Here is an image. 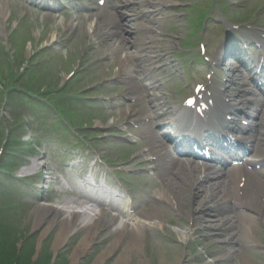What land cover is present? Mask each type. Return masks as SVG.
I'll list each match as a JSON object with an SVG mask.
<instances>
[{
    "label": "rangeland",
    "instance_id": "obj_1",
    "mask_svg": "<svg viewBox=\"0 0 264 264\" xmlns=\"http://www.w3.org/2000/svg\"><path fill=\"white\" fill-rule=\"evenodd\" d=\"M92 1L78 0L79 4L86 3L96 10ZM112 1L109 0L111 5L109 10L102 9L98 13L92 10L89 14L79 16L75 10L64 11V14L49 13L45 15L40 12L34 14L27 11V7L18 2V4H14L19 10L18 18L15 19L18 25L16 24V26L14 21L12 24L7 19L4 25L5 29L0 31V86L4 88V91L7 90L6 95L3 94V98L0 96V167L5 168L8 172H14V176L19 174L20 178H30L31 181L23 183L26 184L25 190L21 189L20 193L14 192V196H16L14 202L25 199L23 215L18 213L12 218L6 216L5 214H9V212L3 209V203L0 201L2 212L0 213V238L15 242L13 251L17 253V261L13 264H95L97 261L99 263L96 264H139L138 257L140 255H143L144 261H151V264H230V261L223 258L224 253L217 256L220 254L219 240L213 234L208 236L209 234L204 232L190 233V229H186L180 222L191 212L190 206L199 209L198 206H206L209 202L207 200L198 203V198L194 197L195 190L191 187L200 179L180 178L186 174L181 170L174 175H172L173 172H170L168 178L175 182L172 193L178 201V205L174 204L173 206L180 215L173 214L165 205L168 203L167 201L159 202L156 199L157 192L159 195L163 191V187L169 181L168 178L162 185L161 183L156 185L160 181L156 178L153 181L151 175L141 176L140 185L137 184L136 178H128L129 169L124 171V168L119 164L121 161L129 159L135 150L129 145L111 140L120 137L115 131L106 134L96 131L95 124L97 121L105 123L109 119L106 112L109 110V106L104 107L103 102L104 99L109 98V94L113 97L119 95V98L110 101L114 105L121 106L116 114L121 117L129 115L125 102H121L123 100L120 97L122 93L116 88L113 90L111 83L108 82L107 85L105 82L107 74V78L117 82L114 78H117V74L120 72L109 73L107 65L103 63L118 62L117 65L124 66L126 64L128 66L127 60L124 63L119 62L122 54L127 55L131 60L132 65L129 68L133 69V74L139 80L140 78L145 80L146 84L150 83L147 92L144 93L145 97L148 98L149 93L154 94V92L157 97L165 95L159 100L151 98L145 108L138 106L143 115L146 114L143 112L144 109L150 110L152 113H159L162 110L170 112L172 109L181 111L183 95L182 91L175 94L177 92V89L174 88L175 84L180 80L183 81L191 71L195 72L193 77L200 79L201 83H205L208 80L207 74L212 68L205 58L219 59L224 50H226L224 53L230 52L241 44L239 42L241 38L244 43L251 45L250 47L260 44L264 49V0H127L132 5L121 9H115ZM123 1L125 0H118L121 6ZM0 3V7H4L3 1ZM8 5H10L9 0ZM9 12L8 6L7 15L12 13L9 14ZM139 12H146L149 15L143 20L135 15ZM116 14L119 19L113 16ZM120 16L124 17L122 22L130 21V28L123 31L121 35L115 28L116 21L121 22ZM63 20L68 21L67 24L71 28L68 25L66 27ZM101 20L104 21V27L111 31L110 33L117 34L115 37L117 43L115 44L113 39L114 42L104 46L100 51L97 45L106 39L104 35H101L100 28L102 27H98L96 39L84 30L87 27V21L101 22ZM199 22L203 23L202 29ZM253 23L259 25L255 26L257 29L253 28L254 25L251 26L253 29L243 28L242 32H236L237 30L233 29L236 24L247 26ZM76 26H80L79 29ZM37 27L44 30L45 35L50 37L45 40L47 44L44 46L49 45L50 47L54 37H58V43L53 46L55 49H60V45L68 46V41H73L70 38L71 35H80V40L62 50L63 52L48 50L27 63L28 57L32 56V50L39 42L34 36ZM12 28H14L13 34L10 32ZM107 29H105L106 32ZM85 34L93 39L89 41ZM10 35L11 39L8 43ZM81 39L89 48V51L85 52L86 57L82 62V67L85 63H92L86 69L81 67L80 73L66 84L63 82L64 77L71 73L76 64L81 63L79 59L82 48ZM123 39L128 41L124 45V51L121 48L124 43ZM201 44L205 45L207 49L205 56L200 53ZM118 45L121 51L114 54L112 48L118 47ZM187 45L191 47L188 51L184 49ZM137 56L142 58L138 62L135 60ZM194 56L197 58H193ZM233 61L240 65L235 59L226 60L225 64H231ZM28 64L31 66L29 67ZM238 65L233 64L232 81L242 83L244 80L246 81V75L243 73V68ZM97 67L102 71L101 74L94 71ZM216 69L217 71L212 77H216L217 87L223 89L225 82L222 79L223 71L218 66ZM11 72L17 75L11 76ZM123 75L119 80L125 78L126 74L123 73ZM226 75L228 76V73ZM16 76H22L19 81L23 82L21 83L17 79L16 83V78H14ZM2 83L4 84L2 85ZM19 83H21L23 91L26 89L25 97L18 94L19 97L7 96L8 90L17 89ZM139 83L144 85L143 82ZM227 84L229 85V76ZM229 86L232 87L233 95L241 94L237 92L240 90L239 87L232 84ZM190 89L194 90L192 86ZM169 91L172 93L166 96L165 92ZM187 93L185 91L184 95ZM177 95H179L178 99ZM6 97L9 102L5 100ZM24 115L25 117H23ZM154 117L157 116L154 114ZM261 121L263 122V120ZM23 123L28 126L25 128ZM149 129L155 133L157 131L153 125ZM64 135L69 137H64ZM149 136L145 134V142H149ZM73 138L75 142L80 138L82 143L87 140V144H91L93 147L99 146L95 153L91 152L93 157L98 158L101 162L94 169L97 172L96 178L110 172L113 178L118 180L115 181L116 184L136 198V205L143 206V212L136 209V216L122 218L123 222L129 219L127 229L134 228L136 223L141 226L147 224L146 231L143 232L140 253L133 249L136 243L134 238L132 240L133 233L130 230L126 229L125 239L115 240V230L118 228L119 222L109 220V216H106V220L109 222L100 224L99 229H95L97 235L90 236L86 243H80L87 238V231L81 229L67 230L66 237L60 240L63 225L60 223L61 219L55 216L63 215L66 212L72 213L76 215L74 219L81 218L86 221L87 226H92L95 224L94 220L88 216L101 213V211H92L93 213H91L88 210L90 207L80 201L78 196L69 192L57 177V172L64 169L63 158H66L67 161L72 159L71 155H67L69 151H66L71 148L63 149V147L73 146L71 140ZM19 140L24 142L22 144L28 146V149H25L23 145L20 146ZM68 140H70V146L64 145ZM81 150L84 151L82 152L84 155L87 153V151ZM164 153L166 151L161 150L160 156ZM12 157L16 160L14 164L11 162ZM26 161H29L28 167L21 171L17 170L20 165H25ZM138 163V166L134 164L135 168L131 167L130 170H137V173L140 174L141 166H144L145 163L139 161ZM15 164L17 166L13 168ZM31 168H33L32 174L27 172ZM65 170L69 173H64L68 176V181H74L73 178L81 174L77 169L75 173H71L68 168ZM54 173H56V177ZM144 173L148 174L147 171ZM40 174L41 184L37 185L34 176L38 181ZM9 184L13 185L11 182ZM72 186L73 184L70 182V187ZM142 186L146 189L141 188ZM148 187L152 189L146 193ZM18 195L23 197L19 198ZM198 195L206 198L204 194ZM254 198L257 200L256 196ZM217 200L218 198L214 201ZM261 203L262 198L257 202L253 201L251 205L255 210L259 209L261 212ZM123 207L126 208V205ZM47 211H52L55 222L52 221L51 216H48L50 218L45 222H38L41 217L39 212ZM67 213L64 214V217L69 216ZM154 213L158 215L159 220L152 219ZM233 214H237L235 209H231L222 217ZM239 220L241 218L233 219L230 225L237 226L238 222L240 223ZM256 228L254 227L251 233L252 238L248 236L247 228L228 232L229 237L235 234L236 239L233 264H264V247L259 246L264 240V227L262 230L254 232L257 230ZM183 236L186 240L182 239ZM190 237L191 239H189ZM54 247H58V249L56 248L57 252ZM82 247H86L87 251L80 253L79 249ZM3 250L8 254L12 253L8 252L9 248ZM216 259H220V262L216 263Z\"/></svg>",
    "mask_w": 264,
    "mask_h": 264
},
{
    "label": "bare ground",
    "instance_id": "obj_2",
    "mask_svg": "<svg viewBox=\"0 0 264 264\" xmlns=\"http://www.w3.org/2000/svg\"><path fill=\"white\" fill-rule=\"evenodd\" d=\"M124 3H123V5L125 6V8H127V7H129L130 5H132V3L130 2V1H127V0H125V1H123ZM7 7L6 6H4V7H2L1 9H0V24L1 23H3V22H5V19H7ZM146 13L144 12V13H142V15H145ZM86 23V22H85ZM63 24H65V23H63ZM87 27H86V32L87 33H91V30L92 31H95L96 29H97V27L99 26L98 25V21L97 22H94V21H91V22H89V21H87ZM118 25V24H117ZM102 29H101V32H104V31H106L105 29V27H104V24H102ZM99 29V28H98ZM103 30V31H102ZM124 31V29L123 30H121V32H123ZM114 34V33H113ZM104 35H107V34H105L104 33ZM115 35V34H114ZM108 36H110V37H112V34H108ZM55 39V38H54ZM123 42H124V39H123ZM116 52H118V51H120V49H116L115 50ZM122 58V57H121ZM120 58V59H121ZM258 78L257 77H255V78H253V81L255 82L256 80H257ZM233 82V81H232ZM232 82H229V85H231L232 84ZM225 85V87L224 88H227L225 91H224V93L226 94V96H227V92L231 89L230 87H229V85L226 83V84H224ZM141 87V86H140ZM141 88H143V87H141ZM219 102H222L223 101V97L220 95V93H219ZM229 98V97H228ZM204 102V101H203ZM203 104V103H202ZM204 106H205V109L206 110H210V104L208 103V102H205V104H203ZM235 106H237V108L238 107H242V106H245V102H243V101H236L235 103H233L232 102V100H230V106H228V108L227 109H232L233 107H235ZM213 108L214 109H216V107L215 106H213ZM232 111H234V109H232ZM218 112H221V111H219V110H217V113ZM226 112V111H225ZM186 121H189V122H194V123H196V121H194V119H189L188 117L187 118H184ZM200 122H202V121H200ZM198 123V122H197ZM233 124H234V122H232ZM187 127H189V125H187ZM186 127V128H187ZM241 128V127H240ZM239 129V128H238ZM241 131H240V133H245V132H247V130L248 129H246V128H241L240 129ZM212 132L211 131H209V132H207L205 135H204V137H201L199 140L201 141V142H203L204 143V141L206 140V137L207 136H209V135H211L212 136ZM218 138H216V140H217ZM257 142V141H256ZM250 143V145H252V141H250L249 142ZM150 147H152V146H150ZM150 147H148V148H150ZM245 147L247 148V151H248V148H249V145L247 144V145H245ZM260 148L261 147H257L256 148V153H255V155H254V158H253V160H251L250 161V165L254 168V167H256V166H254L256 163H258L259 161H264V152H262L261 150H260ZM176 153H178V152H176ZM151 155H154L153 153H151ZM235 157V155H233V156H231V158H234ZM165 161H163V163H164ZM189 168H191V169H196V170H201L202 172H204L205 170H204V168H202L201 167V165L200 164H195V163H190V162H188L187 164H186ZM185 169H186V171H187V173L185 174V176L184 177H186V178H189V179H196V175H195V172H192V173H190V171H192V170H188L186 167H184ZM241 170H243L242 172H241ZM240 170V168H238V169H235L233 172H231V175H232V177L231 178H229V176H228V174H227V176H226V180H228L227 182L225 181V182H222V183H218V182H220V181H222V179H218V181L217 182H215L214 184H216L213 188H216V189H218L222 184L223 185H226V184H231L235 189H236V195H237V197H238V199L237 200H235L234 201V203H233V206H235V207H238V208H240L241 207V209H243V208H245L246 210H247V214H248V221H247V223L245 224V228H248L247 230L249 231V232H251L252 231V228L253 227H258V222H261L262 223V226H264V209H263V211L261 212V213H253V209H251V205L250 204H252V202L253 201H255V199H254V197H253V195H251V194H254V189H251V186L253 185V183H255V184H259V185H261V188H262V190H264V164H261V167L259 168V169H254V172H252V173H247L243 168ZM27 172H29L30 174H32L33 173V168H31V169H29ZM242 173H243V175H242ZM190 174V175H189ZM197 175H198V173H197ZM248 175H249V179L247 178L248 177ZM156 177H157V179L158 180H160V182H161V184H164L165 183V180L168 178V176H166V173L164 172V171H162V173L161 172H157V174H156ZM198 177H199V179H201V177H200V175H198ZM243 178H246L247 180H246V186L247 187H249L248 189L246 188V190L244 191V195H245V197L244 198H240V195H239V182H242V180H243ZM231 179L233 180V181H231ZM255 181V182H254ZM208 182H205V183H203L200 187H198L197 188V190H198V192L200 193V192H205L206 191V189H207V186H206V184H207ZM168 184H169V182H167V188H164V190H163V192H161L159 195H158V198L159 199H164V200H168V201H170V199H169V197H170V195H172L173 193H172V190H173V188H174V186H173V188L170 186V187H168ZM241 188V187H240ZM170 194V195H169ZM198 194V193H197ZM259 194V197L261 198L262 197V199H263V203H264V193H258ZM229 196H231V195H229ZM231 199H233L232 197H228V198H226V199H223V201L224 202H226V203H223V206L225 207V208H227V209H229V208H231V206H228L229 204H231L232 202L230 201ZM228 203V204H227ZM90 211H92V208H91V210ZM69 212V211H68ZM197 212V211H196ZM196 212L192 209L191 210V212L189 213V215H188V217H189V219H191V220H195L194 219V215H196ZM67 213V212H66ZM66 213H63V215H60V216H55L56 218H59V219H61V225H63L62 227H63V233L62 234H60V237H61V239L60 240H62V239H64L65 237H66V231L67 230H70V229H81V230H86L87 231V238H86V240L85 241H81L80 243H86V241H87V239L90 237V236H92L93 234L94 235H97V231L95 230V229H99V225L100 224H104V222H109L108 220H106V215L103 213V212H101V213H99V214H95V215H93V214H91V216L89 215L88 216V218H90L91 220L93 219L94 220V225H92V226H96L95 228L93 227L92 228V226H87V224L85 223L86 221L85 220H83V219H81V218H77V219H74V216H76V215H73L72 213H70V214H68L69 216H67V217H64V214H66ZM37 214V213H36ZM85 214V213H84ZM39 215H41V217L39 218V220H38V222H40V223H42V222H45L47 219H49L50 217H48V216H51V218H52V221L53 220H55L54 218L55 217H53L52 215V211H47V212H44V213H41V212H39ZM66 216V215H65ZM241 216H243L244 218H245V216L244 215H242L241 214ZM240 217V216H239ZM153 218H155V219H157V220H159V217H158V215L156 214V213H154V216H152V219ZM198 218H199V220H200V223H202L204 226H206V228H211V229H213V235L215 236V238H217L218 237V233L216 232L217 230H216V228H217V226H214L213 227V225L212 226H210V224H209V221H208V219L205 217V214H203L202 213V216H198ZM110 220V219H109ZM112 221V220H111ZM53 222H55V221H53ZM39 223V224H40ZM144 224H146V223H144ZM147 225V224H146ZM146 225H144V226H141L140 224H135V226H134V228L132 227H130V228H128L127 229V224H121V226H119L116 230H115V236H116V238H115V240H121V239H125V231H127V230H130L132 233H133V236H132V240H133V238H134V242L136 243V245H135V247L133 248L136 252H141V248H142V239H143V237H144V233L142 232L143 231V228L146 226ZM161 227H162V225H161ZM92 228V229H91ZM127 229V230H126ZM71 231H74V230H71ZM70 231V232H71ZM69 232V233H70ZM168 235H170L167 231H165ZM71 234V233H70ZM69 234V235H70ZM182 239L183 240H186V238L183 236L182 237ZM189 239H191V237L189 238ZM57 249H58V247H56ZM56 248L54 247V249H55V251H56ZM80 250V253H84V252H86L87 251V248L86 247H82L81 249H79ZM133 251V250H132ZM57 252V251H56ZM138 259H140V261H138L139 262V264H151V261H148L147 260V262L146 261H144L143 260V255H140L139 257H138ZM147 259V258H146ZM96 263H99V261H97V262H95V264ZM153 264V263H152ZM177 264H179V263H177Z\"/></svg>",
    "mask_w": 264,
    "mask_h": 264
},
{
    "label": "trees",
    "instance_id": "obj_3",
    "mask_svg": "<svg viewBox=\"0 0 264 264\" xmlns=\"http://www.w3.org/2000/svg\"><path fill=\"white\" fill-rule=\"evenodd\" d=\"M4 248H9L10 250L8 252L12 253L8 254L6 251L4 252ZM13 249H15V242L6 241L0 238V264H13L17 261V253L13 251ZM3 255H5V257L2 258Z\"/></svg>",
    "mask_w": 264,
    "mask_h": 264
}]
</instances>
